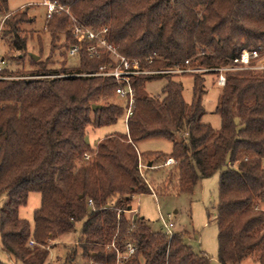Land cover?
Masks as SVG:
<instances>
[{
	"label": "trees",
	"instance_id": "1",
	"mask_svg": "<svg viewBox=\"0 0 264 264\" xmlns=\"http://www.w3.org/2000/svg\"><path fill=\"white\" fill-rule=\"evenodd\" d=\"M47 1L69 9L91 30L107 29L109 43L146 68L190 60L210 70L243 50L264 47V0ZM6 4L0 0V10ZM34 22L27 11L6 18L1 34L12 58L27 52L23 26ZM45 29L52 52L78 45L79 63L51 69L30 55V78L4 79L25 72H0V250L10 263L47 264L50 251L80 224L62 264H211L186 244V232H155L131 212L137 196L192 195L219 173L218 261L241 264L255 257L264 264V72L227 74L216 109L220 129L204 121L206 78L213 72L192 75L191 102L182 81L171 76L135 78L128 131L107 134L93 148L87 129L114 127L125 114L111 101L112 78L86 76L98 73L107 58L90 57L92 41H79L66 13L46 15ZM161 79V95H149L147 85ZM150 139L171 142L172 153L139 152ZM169 159L174 163L166 165ZM32 193L41 196L34 225L20 215Z\"/></svg>",
	"mask_w": 264,
	"mask_h": 264
},
{
	"label": "rangeland",
	"instance_id": "2",
	"mask_svg": "<svg viewBox=\"0 0 264 264\" xmlns=\"http://www.w3.org/2000/svg\"><path fill=\"white\" fill-rule=\"evenodd\" d=\"M45 0H7V4L0 10V60L5 59L2 63V68L8 71H31L33 69L30 63V55L39 57V61H43L48 65V68L59 69L60 67H75L79 63L78 57L69 58L68 50L63 48L56 49L52 52L51 38L47 30L46 15L47 9L44 5ZM28 12V17L35 19L32 26L25 25L28 37L27 52L18 56L14 53L11 57L10 47L7 39L2 37V27L6 18L20 12ZM65 41L64 37L58 44ZM64 53H66L64 55ZM17 55V56H15ZM67 55V56H66ZM246 72V71H245ZM240 73V72H230ZM14 76L4 79H27L30 77ZM0 78H2L0 76ZM174 80L182 81L184 87V98L187 102H191L193 94V79L190 76H171ZM166 81L156 80L147 85V92L151 96L159 97ZM206 87L208 93L203 97V106L206 111L204 121L212 125L215 129L221 127V117L216 113L218 106V99L223 87L217 84V76L211 75L206 78ZM114 103L122 104L125 114L118 121V123L111 128L105 129L102 134L97 129L89 127L86 132V140L89 138L98 137L102 140L106 134L128 131L126 125V109L127 102L125 99L113 96L111 99ZM95 129V130H94ZM114 132H111V131ZM111 132V133H110ZM97 141V140H96ZM98 143L92 144L94 148ZM88 142V141H87ZM89 143V142H88ZM141 152H159L164 155H170L173 150L172 143L164 139H150L142 142L139 147ZM145 167L142 166V170ZM219 182L220 174H216L211 178L201 181L192 195H168V196H154L152 194H145L137 196L133 203V210L131 214H139L144 217L149 226L155 232L164 230V222H172L175 225L174 232H186V244L194 250L197 254H205L211 260V264H220L218 261V226H217V207L219 204ZM2 201L0 202V207ZM41 206V196L32 193L29 196L28 203L25 207L20 209L21 217L27 219L31 225L34 224L33 214ZM264 211V206L262 207ZM77 233L64 237L56 248L50 251L47 264H62L65 254L73 249L76 245V240L80 232V224L76 226ZM0 261L4 264H11L8 257L0 250ZM83 260L79 259L76 264H83ZM241 264H257L255 257H249Z\"/></svg>",
	"mask_w": 264,
	"mask_h": 264
},
{
	"label": "built area",
	"instance_id": "3",
	"mask_svg": "<svg viewBox=\"0 0 264 264\" xmlns=\"http://www.w3.org/2000/svg\"><path fill=\"white\" fill-rule=\"evenodd\" d=\"M44 5L47 9V18L50 19L55 13H66L73 26V33L79 39L80 42L85 39L92 41L89 46V55L91 58L106 57L107 63L103 64L99 68V72L96 74H88L86 76H100L112 78L115 88V95L121 99H125L127 102L125 123L128 124V120L133 114V106L135 102V89L133 86V80L138 77L145 76H190L196 74H204L207 72H213L217 76V84L219 87H224L227 82V74L230 72H264V47H259L253 50H243L242 53L233 59H229L225 66L215 69H205L203 67H194L191 65V61L187 60L181 66L174 68H150L142 67V59H130L120 54L117 49L109 43L106 38L107 29L100 31H94L85 27L74 17L69 9L64 6L52 3L45 0ZM80 53V47L78 45L71 47L67 54L69 58L78 57ZM149 66L153 63V60H145ZM3 60H0V72L2 68ZM85 76V75H82ZM84 159H90L88 154L83 156ZM173 159H169L166 165L173 164ZM142 169V165H140ZM175 225L170 220L164 222V231L168 236H172L174 233ZM33 244V243H31ZM134 253V249L129 247V255ZM121 260L120 254H118V261Z\"/></svg>",
	"mask_w": 264,
	"mask_h": 264
},
{
	"label": "crops",
	"instance_id": "4",
	"mask_svg": "<svg viewBox=\"0 0 264 264\" xmlns=\"http://www.w3.org/2000/svg\"><path fill=\"white\" fill-rule=\"evenodd\" d=\"M94 130H95V129H94ZM104 130H105V129H99V130H95V131H99V132L102 134V132H103ZM111 132H114V131L112 130ZM111 132H110V133H111ZM106 135H107V134H106ZM96 140H97V141H100V140H98V137H95V136H94L93 138L91 137V138L87 139V141L89 142L90 145H91V143H92L93 145L96 144V143H98ZM141 143H142V142H141ZM141 143H140V144H141ZM140 144H139V145H140ZM139 145H138V147H139ZM138 150H139V152H141L139 148H138ZM33 225H34V224H33Z\"/></svg>",
	"mask_w": 264,
	"mask_h": 264
},
{
	"label": "water",
	"instance_id": "5",
	"mask_svg": "<svg viewBox=\"0 0 264 264\" xmlns=\"http://www.w3.org/2000/svg\"><path fill=\"white\" fill-rule=\"evenodd\" d=\"M32 57H33L35 60H39V57L36 56V55H32ZM96 108H97V106L94 107V109H96ZM148 167H151V164H149Z\"/></svg>",
	"mask_w": 264,
	"mask_h": 264
}]
</instances>
